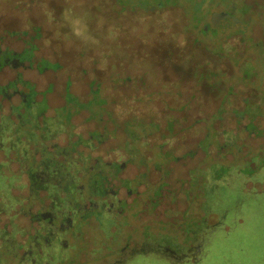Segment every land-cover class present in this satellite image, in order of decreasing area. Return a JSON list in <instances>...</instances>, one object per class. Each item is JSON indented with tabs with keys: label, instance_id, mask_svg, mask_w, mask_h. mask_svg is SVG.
<instances>
[{
	"label": "rangeland",
	"instance_id": "1",
	"mask_svg": "<svg viewBox=\"0 0 264 264\" xmlns=\"http://www.w3.org/2000/svg\"><path fill=\"white\" fill-rule=\"evenodd\" d=\"M0 89V264H264V0H0Z\"/></svg>",
	"mask_w": 264,
	"mask_h": 264
},
{
	"label": "flooded vegetation",
	"instance_id": "2",
	"mask_svg": "<svg viewBox=\"0 0 264 264\" xmlns=\"http://www.w3.org/2000/svg\"><path fill=\"white\" fill-rule=\"evenodd\" d=\"M242 30V29H241ZM1 90V89H0ZM2 92V91H1ZM5 91H3V93H4ZM17 92V91H16ZM26 95V94H25ZM23 98H25V97H23ZM22 98V99H23ZM13 108H15V106H13ZM26 113H29V114H32V106H31V109L30 110H28V112H27V109H26V111H25ZM38 115H35V117H37ZM71 162H73L72 160H71ZM74 163V162H73ZM35 170H37V169H35ZM100 175L101 174H99L98 173V178L100 177ZM94 180L95 179H93V183H94ZM72 186H74V184H71ZM95 186V185H94ZM79 189H82V188H79ZM92 192L94 193V192H98L99 194H105V193H103V191H100V190H97L96 188H92ZM93 193H91L92 194V196H93ZM114 194H115V192H113ZM94 198V197H93ZM90 203H93V205H92V207H90V209H93V211L95 210V213H96V209H94V208H97V206L98 205H96L95 203H94V200H90ZM104 205H106V203L105 202H103V204L101 205V206H99V209L100 208H104ZM98 209V208H97ZM112 210V205H109V208H108V211H107V213L109 214L110 213V211ZM92 212V211H91ZM99 212V211H98ZM121 212V211H120ZM68 214H69V212H65V216L60 220V222H59V224L60 225H65V224H67L69 221H72L73 222V220H74V215L72 216V217H70V216H68ZM79 215V213H78V210H76V215L75 216H78ZM112 215V214H111ZM84 215H80L79 216V219H78V223H79V225L81 224V222L83 221V219H84ZM99 217V216H98ZM45 219H46V221H48L49 223H51V224H53V222H56L57 221V219H58V217H57V215H54V213H48V215H46L45 217H44ZM71 219H73V220H71ZM69 227H73V225L71 224ZM75 227V226H74ZM76 229H77V225H76ZM36 238V237H35ZM47 239V238H46ZM45 239V240H46ZM35 240V239H34ZM31 242H32V239L31 240H29V242H28V244H31ZM22 245H20V247H21ZM145 254V253H144ZM29 255V254H28ZM175 256H178V257H180V255H175ZM181 258V257H180Z\"/></svg>",
	"mask_w": 264,
	"mask_h": 264
},
{
	"label": "trees",
	"instance_id": "3",
	"mask_svg": "<svg viewBox=\"0 0 264 264\" xmlns=\"http://www.w3.org/2000/svg\"><path fill=\"white\" fill-rule=\"evenodd\" d=\"M8 60H10V58H9ZM8 60H7V59H4V62L7 63ZM14 83H15V82H14ZM14 83H13V86L15 85ZM70 85H71V80L68 81L66 98H69V99L72 100V99L74 98V95H73V92L70 90ZM28 87H29L30 91H29V93L26 94L27 97L21 99V105H22L23 107H24V105H25V106H28L27 108H28V110H30V109H31V106L34 105V104H31V101H32V100H35L36 90H35V88L33 87V85L30 84V83H29ZM50 90H51V88L48 89V91H50ZM95 90H96V89H95ZM93 93H94V91H93ZM43 98H45V99L48 101V103H49V100H48L47 94H45V97H43ZM36 101H37V100H36ZM91 104H92V103H91ZM27 112H28V111H27ZM27 114H29V113H27ZM27 114H25V115H27ZM37 115H38V113H37ZM72 115H73V111L70 112L68 119H70V118L72 117ZM27 117H29V115H28ZM25 119H26V118H25ZM98 179H101V180H102V181H101V182H102V183H101L102 185H101V188H100V186L97 187V190L103 191V193H105V192H106V189H105V187H104V186H105V182L103 181L104 177H103L102 175H100V177H99Z\"/></svg>",
	"mask_w": 264,
	"mask_h": 264
},
{
	"label": "water",
	"instance_id": "4",
	"mask_svg": "<svg viewBox=\"0 0 264 264\" xmlns=\"http://www.w3.org/2000/svg\"><path fill=\"white\" fill-rule=\"evenodd\" d=\"M228 27H231L233 29L240 28L246 30V26L244 25V23L234 16L229 17Z\"/></svg>",
	"mask_w": 264,
	"mask_h": 264
}]
</instances>
